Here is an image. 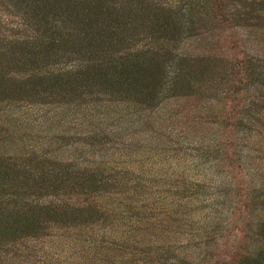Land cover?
<instances>
[{
	"label": "rangeland",
	"instance_id": "rangeland-1",
	"mask_svg": "<svg viewBox=\"0 0 264 264\" xmlns=\"http://www.w3.org/2000/svg\"><path fill=\"white\" fill-rule=\"evenodd\" d=\"M258 248L264 0H0V264Z\"/></svg>",
	"mask_w": 264,
	"mask_h": 264
},
{
	"label": "trees",
	"instance_id": "trees-1",
	"mask_svg": "<svg viewBox=\"0 0 264 264\" xmlns=\"http://www.w3.org/2000/svg\"><path fill=\"white\" fill-rule=\"evenodd\" d=\"M180 9H185V8H180ZM179 9V10H180ZM179 77H180V75L177 73V74H175L172 78H171V82H170V84L172 85V86H175L176 85V83L177 82H179ZM173 175H174V173H173ZM175 175H177V174H175ZM180 175V174H179ZM156 205V204H155ZM138 207H136L135 209H137ZM153 209H158L157 207L156 208H153ZM159 209L160 210H163L161 207H159ZM158 209V210H159ZM156 211V210H155ZM158 215H162L161 213H158ZM158 220V219H157ZM251 261H252V263L253 264H264V249L262 250V249H260V248H258V251H257V253H256V255H255V257H253V259H251Z\"/></svg>",
	"mask_w": 264,
	"mask_h": 264
}]
</instances>
